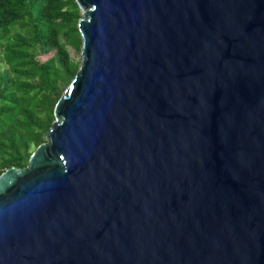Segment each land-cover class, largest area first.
I'll list each match as a JSON object with an SVG mask.
<instances>
[{
  "label": "water",
  "instance_id": "water-1",
  "mask_svg": "<svg viewBox=\"0 0 264 264\" xmlns=\"http://www.w3.org/2000/svg\"><path fill=\"white\" fill-rule=\"evenodd\" d=\"M77 72L0 175V264H264V0H74Z\"/></svg>",
  "mask_w": 264,
  "mask_h": 264
},
{
  "label": "trees",
  "instance_id": "trees-1",
  "mask_svg": "<svg viewBox=\"0 0 264 264\" xmlns=\"http://www.w3.org/2000/svg\"><path fill=\"white\" fill-rule=\"evenodd\" d=\"M79 18L74 0H0V175L45 141L79 66L68 52L80 50Z\"/></svg>",
  "mask_w": 264,
  "mask_h": 264
},
{
  "label": "rangeland",
  "instance_id": "rangeland-1",
  "mask_svg": "<svg viewBox=\"0 0 264 264\" xmlns=\"http://www.w3.org/2000/svg\"><path fill=\"white\" fill-rule=\"evenodd\" d=\"M68 52L70 54V57L72 60L80 62V56H79V50H74L71 47H68ZM52 54H46L44 56L41 57L42 60L46 59L47 57H51Z\"/></svg>",
  "mask_w": 264,
  "mask_h": 264
}]
</instances>
